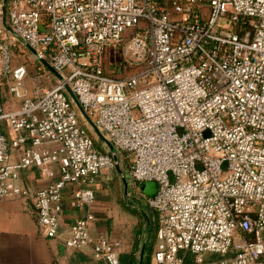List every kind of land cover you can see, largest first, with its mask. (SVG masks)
I'll list each match as a JSON object with an SVG mask.
<instances>
[{"label":"built area","instance_id":"1","mask_svg":"<svg viewBox=\"0 0 264 264\" xmlns=\"http://www.w3.org/2000/svg\"><path fill=\"white\" fill-rule=\"evenodd\" d=\"M2 6L0 86L10 80L19 105L6 109L0 92V201L29 200L53 238L71 186L83 214L64 246L120 264V241L89 232L95 185L115 162L94 148L69 86L131 178L157 185L146 198L152 264H184L182 252L195 264H264V0H6L13 33ZM19 43L60 75L53 87L25 94ZM117 53L128 75L106 71ZM29 167L44 185L20 183Z\"/></svg>","mask_w":264,"mask_h":264},{"label":"crops","instance_id":"2","mask_svg":"<svg viewBox=\"0 0 264 264\" xmlns=\"http://www.w3.org/2000/svg\"><path fill=\"white\" fill-rule=\"evenodd\" d=\"M18 105L19 100L14 101L12 108ZM103 172L95 185L94 203L88 208L94 216L89 224L91 236L104 234L119 240L120 264H152L158 222L156 212L147 205L146 198L155 193V182H149L151 184L146 185L150 187L149 191L146 194L140 192L138 200L129 208L116 201L110 189V172ZM20 183L39 187L45 180L36 168L29 167L20 172ZM71 192V186L63 190L59 232L53 238L45 236L38 228L35 210L29 200L0 201V264H106L89 247L68 249L63 244L71 222L83 214L73 205Z\"/></svg>","mask_w":264,"mask_h":264},{"label":"rangeland","instance_id":"3","mask_svg":"<svg viewBox=\"0 0 264 264\" xmlns=\"http://www.w3.org/2000/svg\"><path fill=\"white\" fill-rule=\"evenodd\" d=\"M13 63H23L28 68V74L26 76V80L24 82L25 86V94L28 96H33L37 91H41L43 88H51L55 84L56 77L55 75L48 70V68L40 62L36 56L26 47L24 44L19 43L16 48L13 49ZM119 60V54H111V56H108L105 62L106 71L111 73L112 75L116 77H122L125 75H128L131 73V71L128 69L126 71L121 70V62ZM118 61V62H115ZM113 62H115L113 64ZM10 80H4L3 85L0 86V92L2 96V102L3 105L12 108L14 101L17 102V100L13 99V96L10 94L8 90ZM38 82V83H37ZM36 83V86L35 84ZM89 128V127H88ZM91 131V135L93 137V143L94 148L97 151L105 152L108 150V145L105 143V141L98 137L93 133L91 128H89ZM109 151V150H108ZM111 153V151H109ZM112 154V153H111ZM117 157H124L123 154L118 152L116 153ZM113 155V154H112ZM127 155L124 157L126 158ZM127 159H122V166L121 162L118 160L119 168L116 167V164L113 171L109 174L111 177L110 186L111 191L115 196L116 201H120L119 203L122 204L125 207H133V204L138 200V194L140 192L147 193L150 189V187H147L146 185L151 184L149 182H137L134 181L130 175H129V164ZM128 160V161H127ZM108 172L104 171L103 173ZM107 174V173H106ZM146 186V188H145ZM149 188V189H148ZM157 189V185L155 183V191ZM181 255L184 258L185 264H195L194 263V257L189 252H182ZM219 256H217L218 258Z\"/></svg>","mask_w":264,"mask_h":264},{"label":"water","instance_id":"4","mask_svg":"<svg viewBox=\"0 0 264 264\" xmlns=\"http://www.w3.org/2000/svg\"><path fill=\"white\" fill-rule=\"evenodd\" d=\"M5 2H6V0H3V6H2V12H3V16H2V18H3V25H4V27L8 30V31H10L11 33H13L12 32V30H11V28L8 26V24H7V21H6V16H5ZM34 55H36V51L33 49V48H31L29 45H25ZM40 62H42V64L43 65H45L47 68H48V70L50 71V72H52L55 76H57V77H59L60 78V75L56 72V71H54L52 68H51V66L49 65V63L47 62V60H45V59H40ZM65 89H66V91H67V93H68V95L70 96V98L72 99V101L74 102V104L77 106V108L79 109V111H80V113L82 114V116L85 118V120H86V122H87V124H88V126L91 128V130L93 131V133L97 136V138L98 137H101L104 141H105V143L108 145V150L109 151H111V153L113 154H111L112 155V157H113V159H114V162H115V164H116V167L117 168H119V165H118V157H117V152H116V150H115V148L113 147V145L111 144V142L102 134V132L95 126V124L93 123V121L90 119V117L88 116V114L84 111V109L82 108V106L80 105V103H79V101H78V99H77V97L73 94V92L71 91V89L69 88V86H65Z\"/></svg>","mask_w":264,"mask_h":264},{"label":"trees","instance_id":"5","mask_svg":"<svg viewBox=\"0 0 264 264\" xmlns=\"http://www.w3.org/2000/svg\"><path fill=\"white\" fill-rule=\"evenodd\" d=\"M115 77H116V76H115ZM119 153L123 154L124 157L126 156V153H124V152H118V154H119ZM124 157L122 158V157L119 156V157H118L119 162H122V161H123L122 159H127V157H126V158H124ZM127 161H128V160H127ZM121 164H122V163H121ZM128 164H129V162H128ZM184 264H185V263H184Z\"/></svg>","mask_w":264,"mask_h":264}]
</instances>
